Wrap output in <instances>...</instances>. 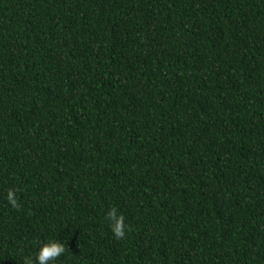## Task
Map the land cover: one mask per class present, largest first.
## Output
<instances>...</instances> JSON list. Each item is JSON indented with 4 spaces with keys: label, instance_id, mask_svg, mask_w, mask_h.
I'll return each mask as SVG.
<instances>
[{
    "label": "trees",
    "instance_id": "1",
    "mask_svg": "<svg viewBox=\"0 0 264 264\" xmlns=\"http://www.w3.org/2000/svg\"><path fill=\"white\" fill-rule=\"evenodd\" d=\"M50 240L264 264V0H0V264Z\"/></svg>",
    "mask_w": 264,
    "mask_h": 264
},
{
    "label": "clouds",
    "instance_id": "2",
    "mask_svg": "<svg viewBox=\"0 0 264 264\" xmlns=\"http://www.w3.org/2000/svg\"><path fill=\"white\" fill-rule=\"evenodd\" d=\"M7 199L12 206H17L14 193L9 190ZM110 228L116 238L122 237L124 233V218L119 215L117 209L112 208L108 212ZM65 252V245L58 240H50L40 245L38 252L33 258H26L24 264H54V262Z\"/></svg>",
    "mask_w": 264,
    "mask_h": 264
}]
</instances>
